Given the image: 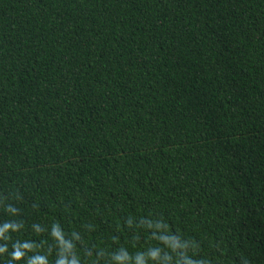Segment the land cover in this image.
<instances>
[{
    "label": "trees",
    "instance_id": "trees-1",
    "mask_svg": "<svg viewBox=\"0 0 264 264\" xmlns=\"http://www.w3.org/2000/svg\"><path fill=\"white\" fill-rule=\"evenodd\" d=\"M6 223L0 264H264V0H0Z\"/></svg>",
    "mask_w": 264,
    "mask_h": 264
},
{
    "label": "clouds",
    "instance_id": "clouds-1",
    "mask_svg": "<svg viewBox=\"0 0 264 264\" xmlns=\"http://www.w3.org/2000/svg\"><path fill=\"white\" fill-rule=\"evenodd\" d=\"M10 211H14V209H10ZM12 229V230H17V226L14 224H5L3 228H0V236H3V233L5 231H7L8 229ZM54 236H59V232L57 230V227L54 225L53 227V233ZM14 251L11 252V257L12 260L15 261H19L21 259L24 258L25 256V251L24 249H31L32 245L31 244H23V245H18V244H14ZM6 246L5 247H0V253H4L6 251ZM9 264H11V261H9ZM29 264H48L47 259L45 256L43 255H38L35 256L32 260L29 261ZM58 264H78V262L76 260H72V261H66L64 259H61ZM197 264H211V261L208 259H199L197 261ZM247 264V262H246Z\"/></svg>",
    "mask_w": 264,
    "mask_h": 264
}]
</instances>
